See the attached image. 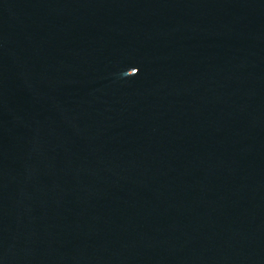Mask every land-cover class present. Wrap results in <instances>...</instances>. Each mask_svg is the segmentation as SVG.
Here are the masks:
<instances>
[{"label": "water", "instance_id": "95a60500", "mask_svg": "<svg viewBox=\"0 0 264 264\" xmlns=\"http://www.w3.org/2000/svg\"><path fill=\"white\" fill-rule=\"evenodd\" d=\"M0 264H264V0H0Z\"/></svg>", "mask_w": 264, "mask_h": 264}]
</instances>
